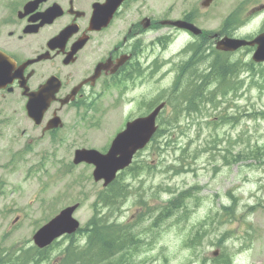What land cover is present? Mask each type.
Listing matches in <instances>:
<instances>
[{
	"label": "rangeland",
	"instance_id": "rangeland-1",
	"mask_svg": "<svg viewBox=\"0 0 264 264\" xmlns=\"http://www.w3.org/2000/svg\"><path fill=\"white\" fill-rule=\"evenodd\" d=\"M167 1L152 0L155 18L166 11ZM239 1L231 0V7L223 10L213 8L199 24L203 28H216L223 16ZM251 3V8L242 14L246 21L240 33L244 35L256 34L264 21V11L259 10L264 0H252ZM218 12L222 14L220 19L215 17ZM161 32L165 29L155 35ZM181 42L176 41L164 53L155 48L152 59L158 57L162 66H167L166 59ZM234 59L245 62L249 54L241 51ZM171 80L169 71H158L156 78L152 76L151 82L142 84L139 92L144 97L153 96L162 88H167ZM261 108H264V96L260 97L255 91L251 94L248 88H243L235 97L227 95L218 108L205 105V111L200 114L182 115L176 127L162 126L166 135L155 138L150 148L138 156L153 166L152 172L141 171L132 179L127 175L124 177L129 193L119 212H116L115 220L136 224L133 230L141 232L138 236L145 242L134 256V264H198L200 262L195 261L197 258L212 257L211 253L219 248L222 239L224 241L220 246L223 249L238 253L234 256L238 264H264V163L259 160L237 163L232 159L237 152H245V144L246 152L256 145H264V121L244 115ZM140 109L144 111L145 106L140 108L135 103L128 105L122 102L100 103L89 113L92 127L77 132V144L102 149L121 126L123 118L136 115ZM223 111L238 118L230 119V122L222 117ZM42 157L44 155L41 154L21 157L18 160L20 174L13 182L6 183L0 196V246L3 248L11 245L19 247L23 242L29 245L32 233L59 207L79 203L73 216L81 227L92 216V202L101 189V183L91 179L92 168L84 164L73 166L72 155L59 154L46 155L44 166L30 172V167L42 162ZM171 164H177V171L169 170L167 166ZM184 168L189 169L188 173L184 172ZM189 188H192L189 195L195 196L198 201H186V216L179 220L174 215L152 231V213H158L171 194ZM12 189L15 192L10 196ZM44 205H49L50 209H43ZM225 206L230 209L224 210ZM16 215L22 218L14 224ZM196 230L205 232L200 236V244L195 249L183 246V243L186 245L187 234ZM153 233L155 236L152 239ZM59 242L56 250L51 252L52 256L58 254L59 246L61 249L67 240L62 238ZM239 247L245 249L238 251ZM257 249L260 250L253 251ZM197 250L199 255L194 253ZM254 253L262 260L253 258ZM7 261L14 262L15 258ZM204 264L211 262L204 261Z\"/></svg>",
	"mask_w": 264,
	"mask_h": 264
},
{
	"label": "flooded vegetation",
	"instance_id": "flooded-vegetation-1",
	"mask_svg": "<svg viewBox=\"0 0 264 264\" xmlns=\"http://www.w3.org/2000/svg\"><path fill=\"white\" fill-rule=\"evenodd\" d=\"M204 2L168 0L165 19L196 25L204 13L231 5ZM157 25L152 0H0V196L20 174L21 157L44 155L31 172L46 155L90 148L77 144V132L92 127L93 108L138 98L128 92L152 81ZM166 30L170 39L189 36Z\"/></svg>",
	"mask_w": 264,
	"mask_h": 264
},
{
	"label": "trees",
	"instance_id": "trees-1",
	"mask_svg": "<svg viewBox=\"0 0 264 264\" xmlns=\"http://www.w3.org/2000/svg\"><path fill=\"white\" fill-rule=\"evenodd\" d=\"M216 68L217 66L213 63L210 71L214 73ZM181 74L179 72L177 80L182 79ZM191 76L179 92L182 98H192L199 88L197 87L198 81ZM215 77L223 79L226 75L218 74ZM181 83V81L175 83L174 88H176V85L181 86ZM179 103L181 102H175L173 106ZM186 108L193 109L192 106H186ZM163 123V121L160 122V124ZM167 124L171 125L173 122ZM160 131L161 129L158 130L155 136H158ZM138 169L134 166L131 168V172L136 174ZM123 183L118 176L107 188L97 192L95 201L92 204L93 215L85 226L79 230V232L84 233L85 240L77 241V239L70 238L68 244L61 248L57 264H130V258H133L140 246L145 244L138 236L141 232L133 230L137 225L117 223L116 220H111L109 217L99 216V211L104 210V208L111 209L110 211L114 208V211H116L117 206L115 205L125 193L126 185ZM187 193V191H179L161 205L158 213H152V231L158 229L165 220L174 215L179 220L186 216L185 200L188 196ZM155 233L152 234V239ZM39 256L37 253L34 257L38 258Z\"/></svg>",
	"mask_w": 264,
	"mask_h": 264
},
{
	"label": "water",
	"instance_id": "water-1",
	"mask_svg": "<svg viewBox=\"0 0 264 264\" xmlns=\"http://www.w3.org/2000/svg\"><path fill=\"white\" fill-rule=\"evenodd\" d=\"M184 27L187 25L183 24ZM252 43L257 44L253 55L256 61L264 60V33L257 36ZM245 42L237 40H222L218 47L233 50ZM163 104L156 107L149 115L137 118L126 125V129L113 140L106 154L94 150H79L74 162H86L94 165L93 177L96 181L103 179L104 185L110 183L117 170L126 167L134 152L144 147L155 131L154 121ZM77 205L63 209L56 217L39 229L33 236L34 243L43 248L64 233L71 234L78 228V222L72 217Z\"/></svg>",
	"mask_w": 264,
	"mask_h": 264
}]
</instances>
